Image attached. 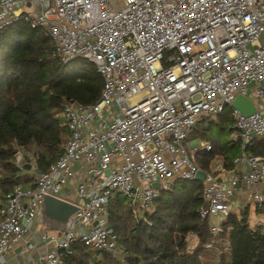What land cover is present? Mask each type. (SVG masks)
Returning a JSON list of instances; mask_svg holds the SVG:
<instances>
[{"label":"built area","instance_id":"built-area-1","mask_svg":"<svg viewBox=\"0 0 264 264\" xmlns=\"http://www.w3.org/2000/svg\"><path fill=\"white\" fill-rule=\"evenodd\" d=\"M17 19L50 36L54 56L92 62L103 85L95 103L64 100L62 153L34 173L32 186L17 185L0 199V258L22 243L44 195L78 208L62 231L43 232L36 261L9 264H62L75 242L119 256L107 226L109 197L126 196L140 215L153 209L158 189L194 179L196 150L211 144L190 143L188 135L199 119L227 107L242 151L232 174L220 159L205 171L207 205L199 214L213 235L205 246L239 203L264 207V154L245 152L252 138H264V0H0V29ZM236 95L250 98L255 112L233 108ZM16 157L23 164L22 153Z\"/></svg>","mask_w":264,"mask_h":264},{"label":"trees","instance_id":"trees-1","mask_svg":"<svg viewBox=\"0 0 264 264\" xmlns=\"http://www.w3.org/2000/svg\"><path fill=\"white\" fill-rule=\"evenodd\" d=\"M53 51L50 36L23 19L0 29V199L17 185L31 183L33 168L46 170L62 153L68 135L61 115L64 100L91 104L99 99L103 81L95 65L80 57L63 61ZM208 119H199L188 135L211 144L210 150H196L197 163L209 171L211 161L220 159L229 172L240 152L206 134ZM213 119L232 129L230 107ZM18 152L30 169L16 162ZM245 152L264 154V138H252ZM203 192V181L175 178L169 189H158L153 209L140 215L126 196L114 193L106 219L118 237L120 255L75 242L62 264H264V229L249 225L246 205L239 216L231 212L216 240L205 246L213 235L210 220L199 214L207 205ZM261 211L264 207L255 208Z\"/></svg>","mask_w":264,"mask_h":264},{"label":"water","instance_id":"water-1","mask_svg":"<svg viewBox=\"0 0 264 264\" xmlns=\"http://www.w3.org/2000/svg\"><path fill=\"white\" fill-rule=\"evenodd\" d=\"M231 105L233 108L239 110V112L243 115H248L256 110L254 102L250 98L243 95H236ZM23 167L30 169L31 165L26 163L23 164ZM232 172L233 171H230L231 174ZM106 173H108V170H106ZM204 178L205 171L203 169H199L196 172L194 179L203 181ZM152 186L157 189L158 183L155 182ZM77 208V205L70 201L51 195H44L40 203L41 221L47 230H56L60 232L64 229L68 218L76 212ZM107 226L109 227L110 225Z\"/></svg>","mask_w":264,"mask_h":264},{"label":"crops","instance_id":"crops-1","mask_svg":"<svg viewBox=\"0 0 264 264\" xmlns=\"http://www.w3.org/2000/svg\"><path fill=\"white\" fill-rule=\"evenodd\" d=\"M228 176L229 173H227L226 171V173H220L219 177L224 180ZM21 185L26 187L32 186L33 181L31 183L25 182ZM46 230L47 229L41 221V217H38L34 221L31 230L25 235V238L22 243L14 246L7 253H5L4 256L0 258V264H9L13 259L31 260L33 262L36 261V258L42 253H44L45 250L46 243L41 239V235Z\"/></svg>","mask_w":264,"mask_h":264},{"label":"rangeland","instance_id":"rangeland-1","mask_svg":"<svg viewBox=\"0 0 264 264\" xmlns=\"http://www.w3.org/2000/svg\"><path fill=\"white\" fill-rule=\"evenodd\" d=\"M211 121V122H210ZM209 122V123H208ZM204 128H206V134L211 135L218 143L219 145H223V144H227L230 146H233L234 149L238 150L239 152L242 151V146L241 143L239 141H235L234 140V133L233 130L230 128L229 123H225L224 125H220L218 124V122L216 121V119L210 120L208 119L206 121V123H204ZM188 141L190 143H197L198 141H203L201 139H199L198 137H193L190 136L188 138ZM206 142V141H203ZM246 152H248V150H246ZM35 171L34 168L33 170L30 172L31 176L34 178L35 176ZM33 181V180H32ZM31 181V182H32ZM244 204L248 207V211H247V217H248V222L250 226H254L256 224H258V222H264V211H262V214H258L255 213V205L252 202H247ZM244 204L239 203V206L236 209H233L232 212H235L238 216L240 215V213L242 212V207H244Z\"/></svg>","mask_w":264,"mask_h":264}]
</instances>
